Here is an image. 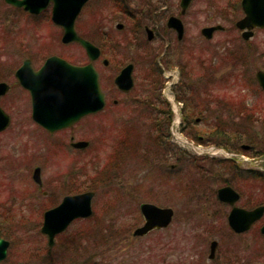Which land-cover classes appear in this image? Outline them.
<instances>
[{"label":"rangeland","instance_id":"rangeland-1","mask_svg":"<svg viewBox=\"0 0 264 264\" xmlns=\"http://www.w3.org/2000/svg\"><path fill=\"white\" fill-rule=\"evenodd\" d=\"M179 2L176 0L177 5ZM236 11L233 0H195L184 18L185 40L180 44L175 37L171 56L162 57L168 48L162 45L157 50L160 44L157 40L151 44L143 41L144 47L132 42L128 24L119 31L114 23L108 41L97 35L93 41L102 48L107 60L142 62L137 65L136 90L130 101L148 89L145 86L148 81H159V77L155 78L158 66L166 87L165 95L170 99L169 87L179 81L182 68L189 77L187 80L194 76V81L214 82L219 87L218 96L224 99L223 105L213 107V113L223 115L219 134L203 137L202 128L195 126L192 127L194 135L186 136L182 133L180 106L171 108L172 135L168 146L175 145L189 152L191 158L186 162L166 166L162 157H155L154 138L146 133L153 125L151 116H142L132 108L128 111L114 108L112 103L105 113L73 132L76 140L90 143L89 149L81 153L72 151L71 134L65 133L64 150L57 161L50 148L48 154L43 152L42 148L50 140L30 126L23 93L16 88L10 93L1 105L13 117V127L0 136V151L5 155L12 153L18 159L24 147L30 145L31 164L0 166V177L7 173L6 177L15 179L13 185L9 183L8 193L0 192V198L3 201L12 200L13 196L26 199L30 208L29 212L21 207L17 214L0 215V236L11 244L2 264H264V236L260 233L264 218L250 232L238 236L227 223L230 208L216 196L223 181L214 175L216 172L226 175V161L232 158L235 178L230 177V182L241 195L238 206L252 210L264 205V173L261 172L264 160L253 159V153L244 149L250 145L264 151V116L243 119L235 110L234 119V111L227 105L235 99L239 103L243 101L237 109L249 118L253 107L264 111V94L256 83L258 71L264 72V48L259 47L264 44V33L250 42L242 41L240 33L235 31V17H242ZM4 13L10 15L0 6V52L10 50L15 57L0 60H11L14 64L26 52L27 40L31 37L41 40L50 35L49 27L22 12L9 17ZM177 13H180L178 9ZM218 25L224 31L216 33L210 41L202 37L203 29ZM161 34L170 36L168 31ZM61 49V56L70 62L83 64L86 60L79 48ZM97 69L102 74L104 91H111L119 67L105 69L101 64ZM211 76L214 79L209 82L206 78ZM212 93L215 95V91ZM37 155H42V159ZM34 156L38 160H33ZM37 165L43 167V179L48 186L50 181L61 179L62 195L43 199L32 180ZM173 165L174 170L170 167ZM9 168L11 171L7 172ZM86 192L95 194L92 217L75 222L57 237L54 247H49L47 237L41 233L44 212L59 204L66 195ZM145 203L170 208L175 216L167 229L139 238L133 234L144 225L140 207ZM213 241L218 247L215 259L210 260Z\"/></svg>","mask_w":264,"mask_h":264},{"label":"flooded vegetation","instance_id":"flooded-vegetation-1","mask_svg":"<svg viewBox=\"0 0 264 264\" xmlns=\"http://www.w3.org/2000/svg\"><path fill=\"white\" fill-rule=\"evenodd\" d=\"M22 1V0H18ZM46 7L45 9L40 12L39 14H32L30 12H26L23 9L16 8L15 6L8 3L7 0H0V6H2V9L10 13L15 12H22L26 16H28L31 20H34L35 22L41 21L44 22V24L49 27V33L50 35L44 36L41 40L35 39L33 37L29 38L27 41V50L18 60V63H14L11 60H0V85H4L2 91L4 88L6 89L4 94H0V108L10 117V126L7 130L0 132V136L4 135L5 133L9 132L10 129L13 127V117L9 115L5 109L2 107V103L4 101H7L6 99L10 95V93L16 89L20 90L24 95V107H25V115L26 118H28L30 126L32 125L33 128L36 129L38 133H43L47 139H49V143L47 144L42 150L43 152L46 151L45 154H48V149L50 148L51 151H53L51 154L55 156V159L59 160V155L64 150V142H63V136L65 133L71 134L69 136L70 138V148L72 151L81 153L85 152L90 147V143L85 140H76L75 135H73V132L78 128L80 125L90 122L95 119L97 115H100L102 113H105L109 108H111L110 104L112 103L114 108H124L125 111H128L129 108L136 109L137 113L141 112V115H148L151 116L153 125L151 129H149L146 133L150 135L152 138H154V153L155 157L159 159V157H162V160L166 166L171 165L173 162H186L187 160H190L191 156L189 155V152L185 151V149H181L175 145L168 146V142H171V119L173 118V111L172 106L178 105L180 106L181 110V117H182V133L186 136L194 135L192 134V127L200 126L202 129L200 133H202L201 136H209L213 134H219L221 131V124H222V114L217 113L215 111L213 113V107L218 108L222 106V101L224 99L220 98L218 96V89L219 87H215V83H208L201 81L200 83L198 81H194V76L187 80L186 72L182 68L181 73L179 72V81L174 82L169 87L170 94L172 95L171 99L166 96V87L165 83H160L159 81L155 83L147 82L145 85L148 89L140 92V96L137 97V99H133L130 101V96L135 92L136 90V77L135 74L137 72V65H141L142 62H138V64L129 61V60H122L119 59L117 61H111L107 60L105 58L104 52L102 48L98 47L101 51V56L99 60L92 62L85 49L78 43H64V37H65V28L61 25H58L53 20L54 15V7L55 3L52 0H46ZM181 1L177 5L176 0H90L84 8L81 10L80 14L75 19V32L76 34L83 40L93 43L96 35L101 36V39L106 38L107 41L110 39V32H111V25L116 23V28L120 31L126 29V24L130 25L128 28V35L130 37V40L134 43L137 42L138 46L144 47L143 44L146 43H154L156 40L158 41L159 46L157 50L161 49L162 45H167L168 49L164 50V54L162 57L169 55L171 56L170 47L173 45L175 37L177 38L178 43L182 44L185 40L186 35V22H185V16L187 15L189 9L195 2L191 3L189 8L187 9L186 13L183 14L182 8H181ZM235 2V9L238 11V13L241 14V18L235 17V31L239 32L241 35L242 41L250 42L251 40L255 39L258 34H263L264 29L257 27L253 30H245L242 31L237 27V24L245 19L246 15L243 10V1L244 0H233ZM177 9L180 13H177ZM236 11V12H237ZM4 15H7L8 17L10 15L4 13ZM178 19L181 21L184 29V35L183 38H179V34L175 29H172L169 27V22L171 19ZM69 18H67L68 20ZM124 24V25H123ZM132 25V26H131ZM219 26V25H218ZM215 27V26H214ZM217 27V26H216ZM51 28V29H50ZM212 28V27H209ZM99 33H98V32ZM162 31L169 32V35L161 34ZM224 31V30H223ZM222 31H218L216 33H219ZM215 33V34H216ZM250 33L251 37L249 40L244 39V34ZM214 34V35H215ZM236 35V34H235ZM237 36V35H236ZM152 37V39H150ZM202 37L206 39L203 35ZM214 37V36H213ZM213 39V38H212ZM211 39V40H212ZM207 40V39H206ZM238 39L235 37V42ZM145 41V42H143ZM210 41V40H208ZM143 42V43H142ZM96 46V45H95ZM53 47L54 49H50ZM79 48L86 60L83 64L81 63H74L70 62L69 60L63 58L61 56V48ZM256 47V46H255ZM259 47L264 48V44H259ZM172 50V49H171ZM253 51L256 52V49H253ZM10 50H4L2 53L0 52V58L4 57L9 59H13L14 56H12ZM114 54H118L119 51H113ZM236 54V50H235ZM57 58L62 61H66L67 64L75 66V67H86L88 65H93L95 69H97L98 65H101L105 69H109L112 67H119L117 75L113 79V88L111 91H104L103 89V78L100 71L97 69V71L100 74V81L102 90L105 94L106 98V106L105 110L99 114H91L87 117L83 118L80 122L75 124L74 126L63 129L60 131H57L55 133L49 132L47 129L42 127L40 124H38L34 120V100H39L41 102L46 103H52L54 101V93L51 94V92L47 91V85H53L52 81L56 78L55 73H42V70L46 66L49 60ZM126 61H129L126 63ZM55 64V63H54ZM26 67L25 70V82L26 87H23L19 83V79L17 77L18 71L23 67ZM133 67V81H134V87L129 92H124L120 90L115 85L116 78L121 74V72L129 67ZM204 67V68H203ZM189 68L188 66L185 68ZM202 71L205 73V66L202 65ZM158 70L155 75L156 77H159L160 67L158 66ZM212 72V71H211ZM260 72V71H258ZM263 72V71H262ZM214 72H212L213 74ZM190 76L193 75V73H189ZM214 75V74H213ZM170 77H173L170 75ZM203 78V77H202ZM201 78V79H202ZM238 77L235 76V79ZM206 79H209V82H212L214 79L212 76L207 77ZM239 79V78H238ZM237 79V81H238ZM186 80V81H185ZM257 80V75H256ZM217 83V82H216ZM257 87L260 90L261 93L264 94V90L259 85L258 81ZM209 85V86H208ZM215 85V86H214ZM237 84H235V87ZM46 93H43V88ZM36 91V92H35ZM215 91V95H213L212 92ZM145 96V97H144ZM146 96H148L146 98ZM143 98V100H142ZM145 98V99H144ZM126 100V101H125ZM238 99H235L234 101H231V104H227L231 106V109L234 111L232 116L235 119V110H237L238 117H243L249 119H254L256 115L264 116V111L260 110L258 107H253L250 110V118L248 116H245L243 113L244 111H239L237 108L240 106L241 103L238 102ZM197 105L195 109H192L190 107H193V105ZM242 105V104H241ZM198 107V108H197ZM240 109V108H239ZM244 109V108H243ZM223 110V108H221ZM240 112V113H239ZM146 113V114H145ZM237 117V118H238ZM199 137L201 141H203V137ZM168 141V142H167ZM80 143H87L88 146L86 148H79L77 145ZM50 146V147H49ZM52 147V148H51ZM249 149L246 150L248 152L253 153V159L259 161L264 160V151H257L253 146L248 145ZM30 145H26L23 149V153H20V156L18 159H15V155L12 153H8L7 155L3 154V152L0 151V166L1 165H13L20 167L22 163H25V165L29 166L31 164V156H30ZM43 155V154H42ZM37 155L39 159H42L44 156ZM46 157V155L44 156ZM33 160L36 159V156L33 157ZM228 160L232 161H226L228 163L227 169L228 173L225 175L221 172H216L214 175L217 179H222L223 184L222 186L217 190L216 196L218 199V193L221 189L230 187L235 191V187H233V183L230 182V177L235 178V160L230 158ZM58 165V163H56ZM25 166V168L27 167ZM171 169H175V166H170ZM12 170H15L13 167H11ZM11 168L7 170V172L11 171ZM3 169V168H2ZM36 169L41 170V184L39 185L36 183L32 175V180L35 183L36 187L38 188L39 193H41L44 200H52L56 195H62L61 193L64 191V184L61 181V179H54L53 181H50L51 184L45 183L42 175L43 167L37 165ZM1 172V169H0ZM35 172V171H34ZM2 173V172H1ZM34 174V173H33ZM8 174H2L0 177V192H6L8 193L9 190V183L12 182L11 185H13V182L15 179H12L10 177H6ZM61 182V183H60ZM64 196V195H63ZM73 195H66L63 197L62 201L68 197ZM61 201V202H62ZM219 201V200H218ZM61 202L50 209H47L44 212V215L47 211H50L52 209H55L58 207ZM220 202V201H219ZM221 203V202H220ZM223 204V203H222ZM225 205V204H223ZM264 206V205H261ZM259 206V207H261ZM24 208L23 210L25 212H29L30 205L28 204V200H20L18 197H12V200H1L0 198V215H8L10 213L17 214L19 212V208ZM230 208L229 206H227ZM231 210V208H230ZM174 211V210H173ZM5 213V214H3ZM175 213V211H174Z\"/></svg>","mask_w":264,"mask_h":264},{"label":"water","instance_id":"water-1","mask_svg":"<svg viewBox=\"0 0 264 264\" xmlns=\"http://www.w3.org/2000/svg\"><path fill=\"white\" fill-rule=\"evenodd\" d=\"M7 1L9 4L32 14L42 12L46 7L45 2H47L46 0ZM52 1L55 3L53 20L65 28L64 43H79L86 50L89 59L92 62L97 61L101 56L100 49L79 38L74 28L76 17L90 0ZM192 2L193 0L181 1L183 14L186 13ZM243 10L246 17L237 24L240 30H253L257 27L264 29V0H244ZM67 18L69 19L67 20ZM169 27L178 32L180 39L183 38L184 29L180 20L171 19ZM223 30L224 28L221 26L206 28L202 31V35L207 40H211L216 32ZM250 37V33L244 34L245 40H249ZM25 70L26 67L23 66L17 73L19 83L23 87H26ZM42 73L56 74V78L52 81L53 85L48 84L45 88L51 94L54 93V101L45 104L39 100H34V120L49 132L55 133L70 128L84 117L104 110L106 106L105 95L101 90L99 73L93 65L78 68L53 58L48 61ZM132 74V66L125 68L115 80L116 86L124 92L132 90L134 87ZM257 81L264 90V72L257 73ZM3 87L4 85H0V94L6 92L5 88L2 91ZM42 89L43 93L47 92L44 87ZM9 125V116L0 108V132L5 131ZM87 146V143L77 145L79 148H86ZM244 149L248 150L249 147H244ZM33 178L36 183L41 184L40 169H36ZM94 197L93 192L66 197L60 206L45 214L41 232L48 237L49 247L55 246L56 237L66 232L73 222L92 217ZM218 198L221 202L233 207L228 217V225L236 235L249 232L264 217V207L251 211L237 207L241 197L230 187L220 190ZM141 213L145 219V224L134 232L135 237H146L155 230L167 229L174 218L172 209H162L152 204H143ZM260 232L264 236V226ZM217 247L218 243L213 242L211 260L215 259ZM9 248L10 243L0 237V264L7 259Z\"/></svg>","mask_w":264,"mask_h":264},{"label":"trees","instance_id":"trees-1","mask_svg":"<svg viewBox=\"0 0 264 264\" xmlns=\"http://www.w3.org/2000/svg\"><path fill=\"white\" fill-rule=\"evenodd\" d=\"M168 68V67H167ZM161 72V71H160ZM159 82L160 83H163V78H162V76L159 74Z\"/></svg>","mask_w":264,"mask_h":264},{"label":"bare ground","instance_id":"bare-ground-1","mask_svg":"<svg viewBox=\"0 0 264 264\" xmlns=\"http://www.w3.org/2000/svg\"><path fill=\"white\" fill-rule=\"evenodd\" d=\"M81 220L83 221V220H87V219H81ZM81 220H80V221H81ZM213 242H216V241H213ZM213 242H212V243H213ZM212 243H211V245H212ZM1 264H2V263H1Z\"/></svg>","mask_w":264,"mask_h":264}]
</instances>
